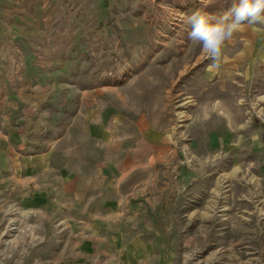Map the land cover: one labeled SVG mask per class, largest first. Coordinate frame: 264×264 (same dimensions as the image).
Segmentation results:
<instances>
[{
    "label": "rangeland",
    "instance_id": "obj_1",
    "mask_svg": "<svg viewBox=\"0 0 264 264\" xmlns=\"http://www.w3.org/2000/svg\"><path fill=\"white\" fill-rule=\"evenodd\" d=\"M235 3L0 0V264H264V23L188 37Z\"/></svg>",
    "mask_w": 264,
    "mask_h": 264
},
{
    "label": "clouds",
    "instance_id": "obj_2",
    "mask_svg": "<svg viewBox=\"0 0 264 264\" xmlns=\"http://www.w3.org/2000/svg\"><path fill=\"white\" fill-rule=\"evenodd\" d=\"M246 23H264V0H238L219 18L203 11L190 16V40L198 42L205 58L212 61L209 71L218 69L222 49Z\"/></svg>",
    "mask_w": 264,
    "mask_h": 264
},
{
    "label": "crops",
    "instance_id": "obj_3",
    "mask_svg": "<svg viewBox=\"0 0 264 264\" xmlns=\"http://www.w3.org/2000/svg\"><path fill=\"white\" fill-rule=\"evenodd\" d=\"M258 55V57H261L264 59V42L260 43H247L244 47V57H247L248 55Z\"/></svg>",
    "mask_w": 264,
    "mask_h": 264
}]
</instances>
